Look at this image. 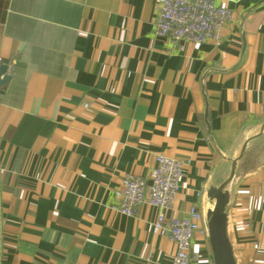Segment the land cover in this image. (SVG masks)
I'll use <instances>...</instances> for the list:
<instances>
[{
	"label": "crops",
	"instance_id": "crops-1",
	"mask_svg": "<svg viewBox=\"0 0 264 264\" xmlns=\"http://www.w3.org/2000/svg\"><path fill=\"white\" fill-rule=\"evenodd\" d=\"M215 2L232 19L194 44L154 35V0H0V264H171L157 208L119 213L121 180L181 161L166 216H204L264 124V0ZM225 191L235 264H264V130ZM201 229L192 264H213Z\"/></svg>",
	"mask_w": 264,
	"mask_h": 264
},
{
	"label": "built area",
	"instance_id": "built-area-1",
	"mask_svg": "<svg viewBox=\"0 0 264 264\" xmlns=\"http://www.w3.org/2000/svg\"><path fill=\"white\" fill-rule=\"evenodd\" d=\"M157 16L154 35L172 42L203 44L215 40L217 30L232 19V13L215 0H154ZM1 62V60H0ZM13 62L9 64V71ZM156 168L149 180L127 174L120 182L116 194L120 198L118 211L122 215H137L142 205L159 210L153 226L165 233L174 243L171 264H192L191 246L196 232L202 231L203 215L190 209L186 217L168 218L183 177L181 161L156 155ZM205 232V230H204ZM206 233V232H205Z\"/></svg>",
	"mask_w": 264,
	"mask_h": 264
},
{
	"label": "water",
	"instance_id": "water-1",
	"mask_svg": "<svg viewBox=\"0 0 264 264\" xmlns=\"http://www.w3.org/2000/svg\"><path fill=\"white\" fill-rule=\"evenodd\" d=\"M6 71H7V67L5 65H1L0 66V87L7 84L10 79V76L5 74ZM263 130H264V124L261 126L260 131L256 136L250 139H247L243 143L239 156L231 162L230 172H229L227 179L223 183H221L218 187H210L207 193L209 209L206 211V213L203 216V223H204V228L206 231V236H207L210 251H211V257H212L213 264H235L232 250H231L229 241L227 239V234H226L225 208L228 203V194L226 193L225 189L234 177L236 164L243 156V153H244V150L247 144L253 139H255L256 137H258L263 132ZM215 206L219 207L218 228L216 232L213 230V227L211 224L212 218L215 214L214 213Z\"/></svg>",
	"mask_w": 264,
	"mask_h": 264
},
{
	"label": "bare ground",
	"instance_id": "bare-ground-1",
	"mask_svg": "<svg viewBox=\"0 0 264 264\" xmlns=\"http://www.w3.org/2000/svg\"><path fill=\"white\" fill-rule=\"evenodd\" d=\"M215 214L212 218V227H213V230L216 232L217 231V228H218V212H219V207L218 206H215Z\"/></svg>",
	"mask_w": 264,
	"mask_h": 264
}]
</instances>
